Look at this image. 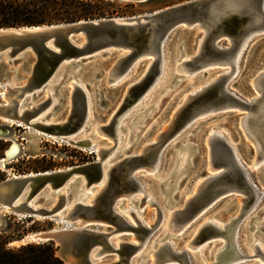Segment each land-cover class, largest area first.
Wrapping results in <instances>:
<instances>
[{"label": "water", "instance_id": "1", "mask_svg": "<svg viewBox=\"0 0 264 264\" xmlns=\"http://www.w3.org/2000/svg\"><path fill=\"white\" fill-rule=\"evenodd\" d=\"M121 1L142 3L147 0ZM182 29L201 31L202 35L196 44V53L189 59H184L185 51L179 53L177 62L180 65L173 79L179 76L181 81L185 80L183 72H200L208 66L220 67L221 73L202 90L181 102L172 115L170 124L153 142L146 144L142 152L126 156L111 167L105 188L93 202L85 204L77 201L64 214L65 201H70L72 193L81 184L89 187L101 180L103 162L113 147H100L96 151L89 139L74 140V136L83 134L89 126L90 111L89 94L77 80L69 81L71 89L68 115L58 122H45L44 111L53 104L51 90L55 89L60 97H64L62 89H56L58 86L52 82L63 77L60 80L62 83L65 73L71 69L72 75L76 66L85 60L114 54L115 59L108 69V83L115 85L117 78L127 77L135 64L144 62L139 76L127 87L121 106L112 114L109 122L100 127L104 134L114 137L120 115L162 78L167 64V41L172 34ZM262 34L264 0H188L150 14L128 18L0 28V76L13 82H6L5 88L0 91L5 99V104H0V118L14 120L19 125L65 139L96 154L94 162L82 166L19 175L0 181V205L7 207L8 212L20 218L67 221L78 226L33 233L11 244L53 242L62 264L147 263V257L138 256V253L151 234L160 227L163 220L161 209L156 208L155 222L147 225L140 220L129 222L116 211L115 205L121 194L140 189L141 183L135 174H144L143 168L156 164L159 166L160 154L169 141L192 122L210 116H204L205 114H221L235 108L244 119L249 140H256L259 151L264 154V69L253 78L256 79L255 85H252L253 92L247 97L229 88L231 75L222 72L226 64L234 67V61L244 42L247 45ZM243 50L244 47L241 54ZM29 57L32 58L31 63L24 65L23 72H20L19 67ZM21 61L23 63L18 65ZM61 66L63 70L60 72ZM207 73L208 70L204 71L203 76ZM180 80L176 83L181 82ZM41 92L48 94L47 102L34 104L30 108L24 106V100ZM255 92L258 96H255ZM245 114L247 115L244 116ZM137 124L138 122H133L134 126ZM228 133L232 142L227 136L213 134L210 137L209 164L213 173L195 186L192 195L183 198V207L179 209L172 206V197L165 199L166 204L171 206L169 208H175L176 229L184 222L192 224L197 221L201 213L230 194L239 193L244 196L242 210L245 212L254 209L264 197V190L251 178L253 169L242 161L236 149L235 144L239 141L240 134H234L230 130ZM242 135L246 139L243 132ZM249 140L247 141L254 146ZM190 142V139H185L182 149L189 150ZM189 157L190 154H187L185 163L178 171L173 172L177 174H171V179H175L188 165ZM64 187L68 192L66 198L62 193ZM49 188L51 191L47 194ZM170 189L169 183L166 191L169 192ZM49 196L58 198L57 204L52 208L41 203L46 202ZM107 225L115 229L104 230ZM3 226L4 221L0 217V228ZM121 233L129 234L132 239H122L115 244L113 236ZM218 234L226 235L227 232L208 222L199 229L194 242L201 244ZM259 236L264 242V235ZM232 251L237 255L235 250L231 249L230 252ZM259 254L264 258V253ZM154 258V264H193L189 252H176L170 243H166ZM223 262L221 258L215 264H224Z\"/></svg>", "mask_w": 264, "mask_h": 264}, {"label": "rangeland", "instance_id": "2", "mask_svg": "<svg viewBox=\"0 0 264 264\" xmlns=\"http://www.w3.org/2000/svg\"><path fill=\"white\" fill-rule=\"evenodd\" d=\"M111 1L116 2V10L126 13L123 16L115 17L128 18L150 14L154 11L188 0H147L142 3L121 0ZM201 35V31H192L189 29H182L172 34L166 44V59L168 62L166 76L163 82L150 92L148 97L133 104V107L131 106L132 108L125 113V119L121 123V134L118 143L110 136L95 133L96 128L100 125L107 124L112 114L121 106L127 87L139 76L143 70L144 62L138 64L134 72L115 85L108 83V69L115 59L114 54L96 56L85 60L76 66L75 72L72 75L70 74L71 69H69L65 73V78L62 83L60 80L62 81L63 77H61L60 80H54V82H52V84L58 86L56 89H62L64 97H60L59 92H55V89L51 90L53 104L44 111V114H46L45 122H58L68 115L70 110L68 97L71 89L69 81L77 80L79 83H83L82 85L85 86L89 94L90 118L88 119L89 126L86 131L75 137L92 139L94 149L96 150L99 147H113L109 156L113 161H119L126 156L138 154L146 144L153 142L155 137L164 131L166 126L170 124L172 115L181 102L188 100L190 94H195L200 86L213 79L221 70L218 66H212L208 68V77L203 76V72L206 70H201L200 72H193L191 78L187 80L181 81L179 76L173 79L175 75V70H173L175 66L173 55L181 53L182 50L186 53L193 51ZM239 57V63L237 64V69L235 74H233L229 88L239 95L247 97L253 92V78L260 70L264 69V34L251 40L244 47ZM31 61V57L27 58L24 63L21 61L18 65H21V63H23V65L19 67V71L23 72L24 65H28ZM173 73L174 75H172ZM178 80L181 82L176 83ZM6 82L13 84L11 80H6V78L0 76V91L2 88H5ZM255 95H257V92H255ZM47 100H49L48 94L46 92H41L35 97L24 100V106L30 108L34 104H43L47 102ZM0 104H5V99L1 95V92ZM208 115H210L208 118H201L189 124L179 132L173 140L166 144L160 154L157 170L148 173L144 172V174L141 172L135 174L141 186H143V190L150 197L145 200L156 202L163 213V221L160 227L151 234L146 242L145 248L139 252L140 255H144L150 260V264H152L153 254L155 252H160V248L167 242H170L173 249L177 252L182 249L188 251L192 257L193 264L215 263V250L224 243L222 238H212L206 241L207 243H201L197 246V250L190 249L187 244L189 240L197 234L195 229L198 230L202 222L207 219H213L217 224L222 225L223 221L226 222L231 217L235 216L241 206V202L239 201L240 195L230 194L229 196H225L208 208L197 221L189 226L187 224L180 231L175 232L174 239L169 235L170 230L167 224V217L172 209L169 208L171 207L170 205L166 204L165 199L172 197L171 205L176 208L180 207L183 198L190 196L194 192L198 182L206 177L207 173L209 174L208 147L205 143L207 133H209L213 127L221 124L225 129H229L234 134L235 132L239 133L240 139L235 145L242 161L249 166V163L255 159L254 146L243 137L242 131L238 126L240 116L238 110L232 108L225 113H210ZM134 121L138 122L136 126L133 125ZM14 122L13 120L0 118V181L19 175L66 170L67 168L82 166L96 160V154L88 149L76 146L62 138H54L45 132H43L45 135L38 133L31 127L19 125ZM130 126H132V128ZM135 130L136 132H134ZM185 139L191 140L189 150L182 149V143ZM14 144L17 145L19 151L12 157L13 159L11 158L3 164L2 159L6 157L5 153H7V150ZM187 154H190L188 165L179 172V175L175 179H171V174H177L173 172L178 171L183 165L178 163L179 158L183 155L187 156ZM251 178L264 190V164L258 169L251 171ZM169 183L171 184V189L167 192V184ZM98 190L99 188L94 190L87 199V203L91 197L95 196ZM75 195L76 193L71 197L70 201H68L70 203L65 206L64 214L71 210V203L75 199ZM142 197L143 194H137L131 200L124 198L123 201L118 202L117 210L118 212L122 211V215H124L129 222L134 223L132 216L124 212L125 208L133 206L137 211L142 209L141 214H139L143 219L142 222L149 225L148 223L150 221L151 223L155 222L157 210L156 206H152L149 203L140 207L139 199ZM55 202L56 199L54 197H49L46 202L44 201L41 203L49 208L53 206ZM143 208H145V210H143ZM12 216L16 219H22L8 212L0 205V217L3 219L4 225ZM32 218H35L39 224L45 227V229L38 232L77 227V225L69 224L67 221L62 222L36 217ZM32 224L33 222H29L26 227H30ZM114 229L113 226H104V230L107 231H112ZM239 229V246L246 255L251 256L253 254L251 248L252 242L256 237L260 238L259 235H264V197L257 203L250 214L245 217ZM38 232H28L25 237ZM129 238L132 239V236L121 233L115 235L113 240L116 244L119 240ZM209 241L212 242L210 245H208ZM26 243L10 245L19 246ZM203 247H205V249L201 251ZM241 261L240 264H264V261L260 260L258 257L247 260L243 259Z\"/></svg>", "mask_w": 264, "mask_h": 264}, {"label": "bare ground", "instance_id": "3", "mask_svg": "<svg viewBox=\"0 0 264 264\" xmlns=\"http://www.w3.org/2000/svg\"><path fill=\"white\" fill-rule=\"evenodd\" d=\"M183 30H187V29H183ZM245 45H246V42H244V44H243V46H242V48H241V50L238 52V54H237V56H236V59H235V61H234V67H232L230 64H226L225 65V70L224 71H222V72H226V73H229L230 75H231V78L233 77V74H235V72H236V69H237V64L239 63V56L241 55V51H242V49H243V47H245ZM196 53V50L194 49L193 51H190V52H187L186 53V55H185V58L184 59H189L190 58V56H192L193 54H195ZM120 55H123V53H121ZM178 57H179V53H177V54H174L173 55V60L175 61V66L173 67V70H175V74L177 73V71H178V69H179V62H177V60H178ZM166 61H167V59H166ZM168 63V62H167ZM138 66V64H135V66L133 67V70L131 71V73L132 72H134L135 70H136V67ZM209 67H212V66H208V67H205V68H203L202 70H208V68ZM63 67L61 66V68H60V72L63 70L62 69ZM167 71H168V68H167V64H166V66H165V71H164V73H163V75H162V78H160L159 80H157L146 92H145V94L138 100V101H140V100H142V99H145L146 97H148L149 96V94H150V92H152L155 88H156V86L157 85H159V84H161L162 82H163V80H164V78H165V76H166V73H167ZM193 72H198V71H192V72H183L184 73V75H185V78H186V80L187 79H190L191 78V76H192V74H193ZM174 73L172 74V75H174ZM219 73H221V71H219L218 73H217V75L216 76H214V78L213 79H211V80H209L207 83H205L204 85H202V86H200L199 87V90H197V91H200V90H202L205 86H207L211 81H213V80H215L218 76H219ZM196 74V73H195ZM204 77H208V73L206 74V76H204ZM56 79L58 78V76L57 77H55ZM125 78V76H121V77H119V78H117L116 80H115V82L114 83H118V82H120L122 79H124ZM257 78V77H256ZM55 80V79H54ZM255 80L256 79H254V81H253V85H255ZM80 85H82L83 83H79ZM49 90H50V88H49ZM196 91V92H197ZM195 92V93H196ZM190 95H193V94H190ZM255 96H258V94L257 95H255ZM190 97V96H189ZM137 101V102H138ZM68 102H69V98H68ZM136 102V103H137ZM183 102H185V101H183ZM182 104V103H181ZM133 107V106H132ZM132 107H130L129 109H127L125 112H123L121 115H120V117H119V121H118V123H117V125H116V133H115V136L114 137H111V138H114L113 140L116 142V143H118V140H119V136H120V134H121V130H120V128H121V123L123 122V120L125 119L124 118V116H125V113H127ZM232 109V108H231ZM177 110V109H176ZM211 113V112H210ZM210 113H207V114H205L204 116H208V114H210ZM45 115V114H44ZM247 114H245L244 116H246ZM89 118H90V111H89ZM5 120H7L6 118H5ZM14 121V120H13ZM11 122V121H10ZM52 122H54V121H52ZM15 123V122H14ZM17 123V122H16ZM238 126H239V128L241 129V131L243 132V134H244V136L246 137V139L247 140H249V133L246 131V129H245V125H244V119L243 118H241V116L239 117V122H238ZM27 127V126H26ZM101 125L100 126H98L97 128H96V132L95 133H97V134H99V135H106V134H104V132L101 130ZM131 128H132V126H130ZM32 128V127H31ZM85 128V127H84ZM34 129V128H33ZM36 132H38V133H42V134H44L45 135V133H43V132H41L40 130H36V129H34ZM228 130L229 129H225L224 127H223V125H219V126H215V127H213L210 131H209V133H207V138H206V145H207V147H208V157H209V140H210V137L213 135V134H218V135H220V136H227V138L229 139V141L230 142H232V138L229 136V133H228ZM227 133V134H226ZM47 135V134H46ZM52 137H54V138H56L55 136H52ZM82 139H84V138H82ZM85 139H89L91 142H92V145H93V141H92V139H90V138H86L85 137ZM74 140H81V138H79V137H75L74 136ZM249 141H251V143H253L254 144V146H255V159L252 161V162H250L249 163V167L251 168V169H253V170H256V169H258L261 165H263V163H264V154L262 153L261 154V152L259 151V146H258V143H257V141L256 140H249ZM257 143V144H256ZM100 148V147H99ZM99 148H97V149H99ZM144 148V147H143ZM143 148L139 151V153L140 152H142V150H143ZM96 150V149H95ZM19 150H18V147H17V145H13L10 149H8L7 150V153H6V157H4L3 159H2V163L3 164H5L7 161H9L14 155H16L17 154V152H18ZM97 151V150H96ZM259 151V152H258ZM110 154H111V151L108 153V155H107V157H106V159H105V161L103 162V173H102V178H101V180L98 182V183H96V184H92V185H90L89 187H85L84 185H80L79 187H78V189L74 192V193H72V196H74V194L76 193V195H75V199L72 201V203H71V208L73 207V204L75 203V202H77V201H81V202H84L85 204H90L91 202H93L96 198H97V196L100 194V192H102L103 191V189L105 188V184H106V182H107V180H108V175H109V172H110V169H111V167L113 166V165H115L118 161H113L112 160V158H109V156H110ZM259 156H262V157H259ZM186 155H183V156H181L180 158H179V162L178 163H180V164H184L185 163V160H186ZM13 159V158H12ZM209 161H210V159H209ZM157 168H158V164H156L155 166H149V167H146V168H143L144 169V172H146V173H148V172H154L155 170H157ZM47 172H50V171H47ZM208 172H209V174L207 173V176H209V175H212V170H211V168H210V164H208ZM32 174H35V173H32ZM206 176V177H207ZM14 177H16V176H14ZM205 178H202L199 182H198V184H200V182L202 181V180H204ZM84 184V183H83ZM197 184V185H198ZM96 188H99V190L97 191V193L95 194V196H93V197H91L90 199H89V201H88V203H87V199L89 198V196L94 192V190L96 189ZM67 188L66 187H64L63 188V190H62V193H64L65 194V198L67 197V195H68V192H67V190H66ZM50 188L49 189H47V194H49L50 193ZM194 193V192H193ZM192 193V194H193ZM137 194H143V197L142 198H140L139 199V202H140V207H142L144 204H150V205H152V206H156V208L158 207L157 206V204H156V202H151V200H149V201H146L145 199L146 198H150L146 193H145V191L143 190V186H141L140 187V189H138V190H136V191H134V192H132V191H128V192H125V193H123V194H121L120 195V198H118V200H117V202H116V205H115V209H116V211L118 212V210H117V207H118V202L119 201H123L124 200V198L125 199H128V200H131V199H133ZM191 194V195H192ZM235 194H237V195H240L241 197L239 198V201L241 202V206H240V208L238 209V211H237V214L235 215V216H233V217H231L228 221H226V222H222V225H220V224H217L216 222H215V220H210V219H207V220H205L204 222H202V224L200 225V227L198 228V230L197 229H195V232L198 234V232H199V229L200 228H202L206 223H208V222H210V223H213V224H215L218 228H219V230H221V231H223V232H227V234L226 235H221V234H218V235H215V236H213V237H211L209 240H211L212 238H222V240H224V243L222 244V245H220L215 251V255H214V260H215V263H217L218 262V260H220L221 258L223 259V263L224 264H240L242 261L241 260H243V259H245V260H247V259H250V258H254V257H258V258H260V260H262V261H264V258H263V256L261 255V254H259V252H261V253H264V242H262L261 240H260V238H257L256 237V239L252 242V244H251V248H252V251H253V254L251 255V256H249V255H246L242 250H241V248H240V246H239V242H238V234H239V228H240V226H241V223L243 222V220L245 219V217H247L249 214H250V212L253 210V208H251L249 211H247V212H245L244 210H242V203H243V199L242 198H244V196L242 195V194H239V193H235ZM49 197H51V198H53L52 196H49ZM49 197L47 198V200L49 199ZM189 197V196H188ZM55 199H56V202H55V204L53 205V206H50L49 208H52V207H54L56 204H57V201H58V198L57 197H54ZM70 202H67V201H65V203H64V209H65V206L67 205V204H69ZM183 203L181 204V206L180 207H177V208H179V209H181L182 207H183ZM2 207H4V209L5 210H7V211H9L8 210V208L7 207H5V206H2ZM158 208H160V207H158ZM143 210H145V208H143ZM141 211H142V209L141 210H139V211H137L133 206H129V207H127V208H125V211L124 212H127L130 216H132V218L134 219V222L136 221V220H140V221H142L143 219L141 218V216L139 215V214H141ZM162 211V210H161ZM174 211H175V208L174 209H172L171 210V212L169 213V215H168V217H167V224H168V227H169V230H170V236L171 237H173V239H174V236H175V232H177V231H180L182 228H184L187 224H188V226L191 224V222H184L183 224H182V226L179 228V229H176L175 227H174V224H175V213H174ZM122 212V211H121ZM121 212H118L119 214H121L122 215V213ZM204 213V212H203ZM203 213H201L199 216H198V218L203 214ZM163 214V213H162ZM126 220H127V218L124 216V215H122ZM216 220H219V219H216ZM163 221V220H162ZM63 222V221H62ZM148 223V222H147ZM149 225L151 224V221L148 223ZM78 227V226H77ZM76 227V228H77ZM53 230H59V229H53ZM197 234L193 237V238H191V240H189V242H188V244H187V246L190 248V249H193V250H197V246H199L200 244H198L197 245V243H195L194 242V239H195V237L197 236ZM115 235H117V234H115ZM114 235V236H115ZM114 236H113V239H114ZM130 239V238H129ZM259 239V240H258ZM121 240H119V241H117L116 242V244L118 243V242H120ZM147 242V241H146ZM167 243H170V242H167ZM205 243V242H204ZM207 243V242H206ZM212 242H208V245H210ZM146 244L147 243H145L144 244V246L140 249V251L139 252H141L144 248H145V246H146ZM171 244V243H170ZM18 245V244H17ZM171 246H172V244H171ZM163 247V246H162ZM162 247L160 248V249H162ZM186 248V247H185ZM188 248V249H189ZM205 249V247H203L202 249H201V251H203ZM231 249L232 250H235L236 251V253H237V255H234V253H233V251H232V253L230 252L231 251ZM183 250V249H182ZM182 250H180L179 252H181ZM184 251H186V250H184ZM200 251V250H199ZM177 252V251H176ZM188 252V251H187ZM158 252H155L154 254H153V256L155 257V255L157 254ZM138 256H140V254L138 253ZM153 257V259H152V264H154V258ZM215 263H210V264H215ZM145 264H150V260H148V262L147 263H145Z\"/></svg>", "mask_w": 264, "mask_h": 264}, {"label": "trees", "instance_id": "4", "mask_svg": "<svg viewBox=\"0 0 264 264\" xmlns=\"http://www.w3.org/2000/svg\"><path fill=\"white\" fill-rule=\"evenodd\" d=\"M115 5L111 0H0V28L75 23L126 14ZM29 222L33 224L26 227ZM43 229L35 218L10 217L0 228V264H62L53 242L10 245L28 232Z\"/></svg>", "mask_w": 264, "mask_h": 264}]
</instances>
